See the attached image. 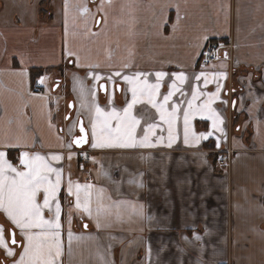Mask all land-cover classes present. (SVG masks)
<instances>
[{
  "label": "crops",
  "instance_id": "1",
  "mask_svg": "<svg viewBox=\"0 0 264 264\" xmlns=\"http://www.w3.org/2000/svg\"><path fill=\"white\" fill-rule=\"evenodd\" d=\"M45 8L30 23L0 13V152L18 171L39 155L60 172L42 209L59 228L28 230L44 233L34 244L45 255L51 248L54 264H264V0H62L56 13ZM208 40L219 42L217 58L202 64ZM39 74L41 91L32 87ZM133 87L130 117L139 123L108 119L113 110L124 117ZM169 91L161 119L149 99L163 103ZM210 99L220 130L203 109ZM79 119L87 140L76 147ZM192 133L211 135L197 141ZM130 139L133 146H119ZM226 147L229 163L214 165ZM0 226V264H18L24 234L2 208Z\"/></svg>",
  "mask_w": 264,
  "mask_h": 264
},
{
  "label": "snow or ice",
  "instance_id": "2",
  "mask_svg": "<svg viewBox=\"0 0 264 264\" xmlns=\"http://www.w3.org/2000/svg\"><path fill=\"white\" fill-rule=\"evenodd\" d=\"M85 11H87L85 9ZM119 75V73H117ZM158 78H162L165 73L158 72L156 73ZM99 79V77H97ZM124 79L129 83H133L130 77L125 76ZM177 79L181 82L184 81L185 77L183 74H180ZM199 79V77H197ZM153 89L158 90L159 85L151 86ZM172 88H176V85L173 84ZM219 87L217 89V94H213V96L218 95ZM133 101L128 104L127 108L124 111V117H121L118 112L113 110L112 113L108 114V119L115 118L117 120H129L131 119L133 125L139 123V121L135 120V118L130 117V110L134 103H136L137 90L135 87L132 89ZM173 95L172 91L163 97V103H157L153 99H149V102L152 103L153 107L157 108L160 112L161 119H165L166 116V108L165 106L168 104L169 98ZM195 98V94H194ZM211 99L208 103L203 106V109L208 110L207 119L212 120L213 128L218 129V122L220 118L218 114L215 113L214 110L210 108ZM191 101L189 102V108H191ZM97 112L100 113L101 109L97 108ZM168 119L166 122L171 126L172 118L175 116V110L173 113L167 114ZM184 124H185V142L187 143L188 139V130H189V112L184 113ZM220 130V129H218ZM84 129L81 127V132ZM93 135H96L95 126H93ZM193 137L198 141L201 138L206 139L208 135L201 134L200 137H196L195 133H192ZM75 143L80 144L81 140L78 139ZM143 146H151L148 142L147 136H145L144 141L141 142ZM134 140L130 139L128 142H121L119 146H133ZM105 146L104 144H93V147ZM107 146H113L109 143ZM5 154L0 152V208H2L6 213L8 218L12 221V223L18 227L21 232L24 234V237L27 241L24 246V252L20 257V261L18 264H25V257L28 258V264H54L55 258L52 255L51 248H48L47 254L45 255L42 244H34V240H37L44 233L32 234L28 230L33 228H59V224L53 225L51 221H47L43 219L42 209L48 208L50 206V200H54L57 190L60 185V172L59 170L52 168L49 164L44 161L43 157L39 155L32 157L31 159L22 160L21 163L25 165L27 171H18L14 168L10 163L4 159ZM23 156L25 158L28 157V153H24ZM53 159H60V157L56 156ZM14 173V176L8 175V173ZM55 173L56 179L53 182L50 179V174ZM43 189L44 199L43 205H41L37 200L38 193ZM69 191H71V185H69ZM77 207H80L79 204V195H77ZM87 211V207H85ZM60 207L59 204L56 205V216L59 218ZM55 236V234H53ZM12 236V244H16L15 233L11 234ZM196 239H200L196 237ZM0 247H4L7 249V242L4 237V229L3 226H0ZM9 256L13 255L11 250L7 251ZM56 255H59V251L57 249Z\"/></svg>",
  "mask_w": 264,
  "mask_h": 264
},
{
  "label": "rangeland",
  "instance_id": "3",
  "mask_svg": "<svg viewBox=\"0 0 264 264\" xmlns=\"http://www.w3.org/2000/svg\"><path fill=\"white\" fill-rule=\"evenodd\" d=\"M0 0L1 9L0 13L7 15L9 18L17 12V16L20 21L26 23L34 22L36 19L37 9L41 8L46 11L48 9H54V12L60 10L62 7V0ZM18 9H17V8ZM59 16L55 14V19L58 20ZM59 22V21H58ZM47 75V74H46ZM48 77V78H47ZM45 85H50L49 75L44 79ZM61 87L59 86L58 90Z\"/></svg>",
  "mask_w": 264,
  "mask_h": 264
},
{
  "label": "built area",
  "instance_id": "4",
  "mask_svg": "<svg viewBox=\"0 0 264 264\" xmlns=\"http://www.w3.org/2000/svg\"><path fill=\"white\" fill-rule=\"evenodd\" d=\"M219 45L220 44L217 41L208 40L201 50L200 62L202 64L213 62L217 58ZM226 45L231 47L230 43H226ZM32 87L34 90H39V91L43 89V84L41 83V74H39L37 77L34 78L32 82ZM230 152L231 150L228 147L219 149L214 159V165L218 167L227 165L230 159ZM79 162L84 165L90 162V156L86 151H83L82 154L80 155Z\"/></svg>",
  "mask_w": 264,
  "mask_h": 264
},
{
  "label": "water",
  "instance_id": "5",
  "mask_svg": "<svg viewBox=\"0 0 264 264\" xmlns=\"http://www.w3.org/2000/svg\"><path fill=\"white\" fill-rule=\"evenodd\" d=\"M99 90L102 93L105 92V90H106V84H105L104 81H102V82L99 83ZM234 102H235V99L232 100V106H233ZM68 107H70V108L72 107V101H70L68 103ZM68 115H69V113L66 114V118L68 117ZM81 127H83V129H84L83 132H81ZM78 139L81 140V143L80 144L75 143V141L78 140ZM86 140H87L86 130H85L83 124H82L81 119H79V121L77 123V133L72 137V144L74 146H76V147H81V146H83V145L86 144ZM12 233H13V231L10 229L9 230V236H10V240L9 241H10V243H12L11 242L12 241V236H11Z\"/></svg>",
  "mask_w": 264,
  "mask_h": 264
},
{
  "label": "trees",
  "instance_id": "6",
  "mask_svg": "<svg viewBox=\"0 0 264 264\" xmlns=\"http://www.w3.org/2000/svg\"><path fill=\"white\" fill-rule=\"evenodd\" d=\"M234 120H235V116L233 117V123H235ZM237 126H238V125H237ZM248 131H249V130H248V128H247V131H245V135H244V137L248 134Z\"/></svg>",
  "mask_w": 264,
  "mask_h": 264
},
{
  "label": "flooded vegetation",
  "instance_id": "7",
  "mask_svg": "<svg viewBox=\"0 0 264 264\" xmlns=\"http://www.w3.org/2000/svg\"><path fill=\"white\" fill-rule=\"evenodd\" d=\"M93 1L95 2V0H91L92 3H93Z\"/></svg>",
  "mask_w": 264,
  "mask_h": 264
}]
</instances>
